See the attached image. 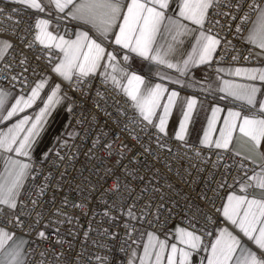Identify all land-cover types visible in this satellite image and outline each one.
I'll return each instance as SVG.
<instances>
[{
    "label": "snow or ice",
    "instance_id": "1",
    "mask_svg": "<svg viewBox=\"0 0 264 264\" xmlns=\"http://www.w3.org/2000/svg\"><path fill=\"white\" fill-rule=\"evenodd\" d=\"M12 2L21 6L20 10L13 8V12L32 10L35 15L26 28L17 31L14 26L10 38L0 36V62L12 72L10 79L19 81L29 91L27 95L21 91L12 97L14 102H10L11 90L0 89V124L25 113L37 101L42 107L37 105L39 111L34 117L25 114L6 130H0V159L4 162L0 171V264H28L26 258L32 237L40 243L51 239L46 234L48 223L38 230L44 214L37 209L42 207L41 199L47 191L64 187L70 168L78 171L75 164L80 155L89 162L103 165L105 176L96 174L105 183L107 176L115 177L111 187L102 192V195L110 194L116 198L106 207L103 216L114 220L113 212H122L126 218L127 236L131 237L137 231L136 224L167 225L175 215H181L187 221V226L175 227L173 238L176 243L169 245L167 240L159 239L150 231L146 234L143 255L137 257L135 252L129 253L122 245L129 257L127 264H134L136 259L139 264H164L165 260L166 264H193V253L202 248L207 253V264H264V99H257V93L264 96V66L227 70L228 75L252 83L222 80L218 90L225 95L220 99L231 97L242 101L251 106V114L242 115L240 111L228 109L219 136L213 138L209 133L216 130L217 114L221 111L213 107L199 148L189 145L187 139L188 123L197 101L191 97L180 98L183 119L175 133L174 148L167 123L177 104L178 93L169 92L161 84L146 82L129 63L139 57L185 75L190 64L212 62L222 43L219 32L213 31L221 21L214 17L223 15L231 18L228 22L231 34L252 46L247 48L249 55L244 56V60L254 56L264 64V0H229L224 6L230 11L223 13L219 11L222 0H181L178 19L167 15L169 0ZM61 21L76 22L77 30L69 34L65 28L61 32ZM182 21L198 27L190 29ZM19 23L15 21L16 25ZM193 31L199 33L195 37L194 55L183 60V66L172 63L167 57L178 52L182 38ZM226 43L231 44V41ZM238 59V55L232 56L233 61ZM34 62L44 63L46 72L37 74V68L32 66ZM15 68L20 71H14ZM217 71L225 69L218 68ZM29 74L35 75L36 79L29 81ZM160 78L171 80L164 75ZM256 81L261 87H257ZM171 82L180 83L179 80ZM109 91L113 97L111 105H107ZM101 100L105 101V107H101ZM122 100L133 111V116L129 117L121 108ZM65 101L70 115L80 111L82 118L77 119V124L86 126L82 132L74 130L66 139L58 141L61 150L54 155L41 150L45 157L42 164H49L45 174L42 166L38 168L32 162L33 151L40 143L49 117H53V110ZM109 107L113 110L109 111ZM161 108L162 111H158ZM101 115L105 118V126L111 121L120 127V135L115 139L99 128L93 132L92 125L98 123ZM121 116L127 117L123 126ZM237 128L250 146L248 154L233 151V132ZM85 143H88L87 148H84ZM64 149L67 151L62 154ZM204 149L212 151L217 159L205 158L202 155ZM189 151H192V157L188 156ZM225 153L229 155L225 156ZM193 158L200 164L210 163L213 169H222L221 179L218 180L206 167L191 162ZM185 159L189 161L187 167L184 166ZM228 159L232 160L231 164ZM109 161H112L111 165ZM157 165L163 166V172ZM116 167H120L123 179L116 175ZM193 170L196 176L192 175ZM206 171L207 175H201ZM30 177L39 197L30 199L31 207L29 202L21 199ZM196 185L202 186L197 190ZM225 189V195L219 197ZM217 197L223 200L220 208H215ZM203 206H211L214 211H204ZM73 207L87 206L81 203ZM54 215L66 214L58 208ZM219 216L223 217V224ZM210 227L215 231H209ZM108 232L105 229L101 234ZM205 237L210 239L206 242ZM56 243L63 244V241ZM44 255L46 252L42 251L41 256ZM61 255L62 252L57 253L58 257ZM97 259L101 264H112L106 257Z\"/></svg>",
    "mask_w": 264,
    "mask_h": 264
},
{
    "label": "built area",
    "instance_id": "2",
    "mask_svg": "<svg viewBox=\"0 0 264 264\" xmlns=\"http://www.w3.org/2000/svg\"><path fill=\"white\" fill-rule=\"evenodd\" d=\"M229 0H222L219 11L221 13L230 11L224 5L227 4ZM16 8L18 10L21 9L20 5L13 4L9 1L0 0V9H3V12H0V36L9 37L11 36L13 27L15 26L17 31L22 28H26L29 23H31L32 19H34V13L31 11H17L13 12L12 9ZM214 19H219L221 21V25H217L213 30L215 32H219L220 37L222 38V43L220 48L217 49V53L214 55L212 62H210L211 67L215 64L221 65H235L242 66L245 65H255L257 63L254 56H250L249 60H244V56L249 55L247 48L252 47L247 45L245 42L240 41L238 38L234 37L229 31L228 22H230V17L226 16H218L214 17ZM15 21H20L18 25L15 24ZM63 28H67L69 34L72 32V25L69 21H61L59 24L60 31ZM227 41H231V44H227ZM233 48L236 51H233ZM39 54V53H37ZM31 55V54H30ZM233 55H238L239 59L236 61L232 60ZM11 57H9L10 59ZM33 67L37 68V74H42L46 72V66L44 63H33ZM14 71L19 72V68H15ZM12 72H9L4 68V63L0 62V87L3 88H14L15 90L20 91H28V88L22 86L19 81H12L10 76ZM29 81H34L36 79L35 75L29 74ZM67 92L69 91L67 87H65ZM71 95L72 93L69 92ZM93 95L95 92L93 91ZM107 105H111L113 103V97L111 91L107 93ZM101 107H105V101H100ZM242 106V105H241ZM121 108L127 111L129 117L133 116V111L128 107L127 104L121 102ZM244 106V110H245ZM109 111H112V107H109ZM91 115V113H88ZM69 122L77 128V132H82V128L84 126L77 124V119L82 118L81 113L77 110L75 115H70L68 113ZM121 126L127 122V117H120ZM97 128L104 133H107L108 137L115 139L118 135H120V127L116 126L113 122L109 121L107 126H105V118L101 115L100 120L94 122L92 125L93 132L95 133ZM106 137H102L104 139ZM126 138V137H125ZM172 139V146L176 147V142L174 141V137L170 136ZM90 142V141H89ZM129 143L131 141L129 140ZM189 145L194 148H199L200 145L195 143L188 142ZM88 147V143H85L84 148ZM153 147H155L153 145ZM84 148L81 149V152L84 151ZM59 149H52L50 152L54 155ZM67 149L62 151L66 152ZM183 151V149L181 150ZM192 151L188 152V156L192 157ZM202 155L205 158H210L211 160H216L217 157L210 151L209 149H204ZM229 154L225 153V156ZM45 157L32 160V162L36 165V167H43L45 174H47V170L49 168V164H42V161ZM115 157H113L114 161ZM151 159V158H149ZM196 164H200L198 159L193 158L191 161ZM229 164L232 163L231 159L227 161ZM189 161L185 159L184 166H188ZM109 164H112V161H109ZM223 164V161H221ZM202 167H206L208 171L213 172L217 179H221L220 171L222 169H213L212 165L209 163L207 165L200 164ZM157 167L161 168L163 172V166L157 165ZM174 167L176 165L174 164ZM251 167V165H250ZM63 165H61V169ZM95 168L96 171H89V169ZM75 169L78 171H73L71 168L69 169V176L66 178L64 183V187L59 190H49L46 192L45 196L41 199L42 207L37 209L38 211L43 212L44 218L41 220L38 225L39 229H44L46 223H48V227L46 229V234L51 237L50 240L44 243H40L35 240L34 236L32 237L31 248L29 249V254L27 256L28 264H72L73 261L76 264H101V261L97 259V257H106L107 260L111 261L112 264H127L128 256L125 255V252L122 250L121 246L123 245V249H127L128 252H131V248L133 245V241L136 239V232L138 229H147L155 233H168L170 235H174L172 232V227L174 224L178 223L182 226H187V221L183 219L181 215H175L174 218L167 224H153L152 226H148L145 224H136L137 231L133 232L131 237L126 235L125 224L126 218L123 217L122 212L119 210H115L113 212L114 220H109L108 218L103 216L104 211L108 205H111L113 200L116 199L112 195H102V192L105 188L111 187L113 176L106 177L105 180L99 179L97 176V172H99L100 176H105L103 165L97 164L95 161H87L83 155L78 157V160L75 164ZM116 175H120L121 179L123 176L121 175L120 167H116L115 169ZM251 174V173H249ZM193 176H196L197 173L193 170ZM201 175H207V171ZM86 178V179H85ZM43 180V177L40 178ZM91 181V183H89ZM40 181H36L39 183ZM228 183L231 184V179L228 180ZM26 188L24 189V195L21 197L25 202H29L30 199H37L39 197L36 196L34 192L35 185L32 182L31 177L26 181ZM79 185V188H77ZM202 185H196L197 190ZM221 191L219 197H223L225 192ZM217 197L215 201V208H220L222 206L223 200ZM85 204L86 208H77L73 207L74 204ZM60 209V211L66 215L57 216L54 215L56 209ZM204 211H214L211 206H203ZM35 215V213H33ZM218 219L221 221V224L224 223L223 217L219 216ZM49 221H63L62 223H49ZM200 224L203 225V220L200 221ZM108 229L109 232L107 235H102L101 233ZM209 231H215L214 228H209ZM87 232V237L85 233ZM115 234L113 236L112 234ZM210 239L209 237H205V241ZM61 240L63 244H57L56 241ZM71 246V247H70ZM46 252V255L41 256V252ZM63 253L61 256H57V253Z\"/></svg>",
    "mask_w": 264,
    "mask_h": 264
},
{
    "label": "crops",
    "instance_id": "3",
    "mask_svg": "<svg viewBox=\"0 0 264 264\" xmlns=\"http://www.w3.org/2000/svg\"><path fill=\"white\" fill-rule=\"evenodd\" d=\"M5 1L13 3L12 0ZM180 2L181 0H169L170 9L166 10L167 15L171 16L173 19H178ZM28 11L32 12V10ZM39 15L44 16L45 14L39 13ZM69 23L73 28L71 33L75 32L77 30L76 22ZM182 23L187 24V26L193 30L197 29L198 27L196 25H192L188 21H182ZM53 29L55 30V25L53 26ZM64 29L65 28H63V30ZM87 29H90V26H87ZM63 30L61 32H63ZM198 34V31H193L189 35L184 36L182 38L183 43L179 45V51L171 53L167 58L170 59L172 63H178L183 66V60L188 59L190 55H194L193 47L196 44L195 37L198 36ZM160 43L163 44L164 41H160ZM255 59L257 61L255 65L242 64V66H235L231 64H215L213 67H211L210 63L190 64L185 75H181L180 72L176 71L175 69H168L164 65H158L153 61H146L139 57H135L134 60L130 61L129 63L132 64V68L136 70L138 74L142 75L145 78L146 82H149L152 85L161 84L166 89H168L169 92L174 90L178 93L177 104L173 106L172 112L168 117L167 131L169 137H175V133L179 130L180 121L183 119V112L180 106V98L186 99L191 97L193 99H196L197 106L193 110V116L188 123L187 139L190 143L200 145V139L203 137L204 131L208 127V120L212 115L213 107H218L221 109V111L217 114L218 119L215 123L216 130L210 131L209 133L213 138L219 136V129L223 126V118L227 116L228 109H231L233 111H240L242 115L251 114L249 112V108L251 106L244 104L242 101L234 100L231 97L221 100L220 97L224 96L225 94L220 92L218 89L219 86H221L222 80H231L236 83H252L250 81L244 80L241 77L228 75L227 70L235 69L236 67L264 66V64L260 62L259 58L255 57ZM218 68L225 69V71L218 72ZM160 75L170 77L171 80H179L180 83H172L169 79H161ZM255 84L257 85V87H261L259 81H256ZM0 89L11 90V96L9 97L10 102H14V100H12V97H15L16 95H19L21 93V91L19 92L14 88L0 87ZM64 90L67 92L66 89ZM28 91H24V94L27 95ZM262 91H264V88H262ZM43 95L44 93H42V96ZM257 99H264V96H262L260 93H257ZM164 100H166V94ZM66 104L67 101L63 102L61 105H57L56 109L53 110L54 118L49 117V121L45 125V131L42 133V136L40 138V143L33 151L32 160H38L37 157H39V159L44 157V155L41 154V150L43 152H49L52 149L61 148V145L60 143H58V141L66 139L68 137V134L72 133L74 130L77 131V128L69 122L67 107L65 106ZM37 105L42 107V103L40 101H37V104L33 105L31 109H27L25 113H20L19 116L14 117L11 121H5L4 123L0 124V130H6L7 126L15 123L17 119L21 118L25 114L29 115L30 117H34L39 111V107ZM244 106L246 107L245 110ZM158 111H162V108ZM233 136V151H240L243 154H248L250 146L246 138L239 133L238 128L233 132ZM3 163V160L0 159V171L3 170ZM235 187L238 188V185ZM177 225L180 224L176 223L173 225L172 232H174ZM147 232H150V230L142 228L138 229V231L136 232L137 236L135 239V243H133L130 253L135 252L137 257L143 255V245L147 242ZM155 234L159 239L167 240L169 245L171 243H176L175 239L173 238L174 235H170L168 233ZM179 246L180 245H178V247ZM206 256L207 253L203 250V248L198 252H194L193 264H207ZM134 264H139V260L136 259L134 261ZM164 264H166V260L164 261Z\"/></svg>",
    "mask_w": 264,
    "mask_h": 264
}]
</instances>
